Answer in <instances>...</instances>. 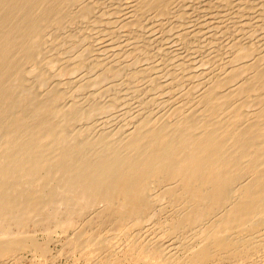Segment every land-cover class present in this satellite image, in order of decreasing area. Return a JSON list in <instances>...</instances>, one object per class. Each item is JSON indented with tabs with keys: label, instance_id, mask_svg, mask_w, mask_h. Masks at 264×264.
Wrapping results in <instances>:
<instances>
[{
	"label": "bare ground",
	"instance_id": "obj_1",
	"mask_svg": "<svg viewBox=\"0 0 264 264\" xmlns=\"http://www.w3.org/2000/svg\"><path fill=\"white\" fill-rule=\"evenodd\" d=\"M0 264H264V0H0Z\"/></svg>",
	"mask_w": 264,
	"mask_h": 264
}]
</instances>
